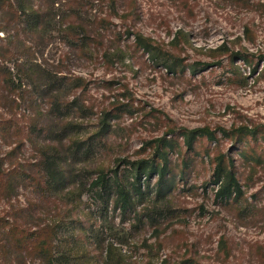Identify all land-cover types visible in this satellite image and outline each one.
<instances>
[{
  "label": "rangeland",
  "instance_id": "obj_1",
  "mask_svg": "<svg viewBox=\"0 0 264 264\" xmlns=\"http://www.w3.org/2000/svg\"><path fill=\"white\" fill-rule=\"evenodd\" d=\"M196 128L216 139L187 150ZM159 138L167 173L136 194L122 160L161 165ZM220 155L236 202L214 199ZM114 172L126 212L91 188ZM0 264H264V0H0Z\"/></svg>",
  "mask_w": 264,
  "mask_h": 264
},
{
  "label": "trees",
  "instance_id": "obj_2",
  "mask_svg": "<svg viewBox=\"0 0 264 264\" xmlns=\"http://www.w3.org/2000/svg\"><path fill=\"white\" fill-rule=\"evenodd\" d=\"M22 12L23 14H25L24 9H22ZM26 18L28 17H26L25 15V19ZM31 18L34 19L35 15H32ZM134 41L139 48H141L145 53L148 54L149 59L155 65L165 66V68L170 72L175 71V64L165 63V59L161 51L157 47L149 43L140 33L134 35ZM231 56L232 58L239 60L242 58L239 53H232ZM207 66L208 65H203L202 68H207ZM190 71L192 73L198 72L195 67H191ZM3 83H5L8 87H10V85L12 86V81L3 79ZM60 88H62L61 81L51 79V84L49 85L48 93L51 94V92L53 91L57 92L60 90ZM106 116L107 115L104 114L101 120V133L107 131ZM219 131L222 135H226L225 131ZM242 132H244L245 134H254L247 130ZM181 137L186 149L192 150L196 139L199 137H204L210 142L215 141L216 131L211 130L209 128L184 129L181 132ZM154 142L156 144V154L161 161V165L153 161L144 159L135 161L122 160V162L130 166V173L132 175L131 185L136 194L141 192L142 187L144 186V182L148 183L152 177H157L158 183H161L167 173V156L160 150L161 145L165 144L164 140L159 138L156 139ZM43 173L49 184L54 188L59 187L62 184V175L53 156L46 155L44 157ZM112 178L113 179L111 181L105 173H101L94 181H92L91 188H95L97 190L100 189L98 193V196L100 198H102L103 195L109 197L113 192L116 196L114 201L115 206H118L121 211L126 212L130 209L133 203V197L131 195V192L128 191V189L124 186L118 184L119 178L116 172H114ZM142 179L144 180L142 181ZM212 184L216 186L214 199L217 202H228L230 200L236 202L243 195L242 188L233 171L232 160L229 161V166L226 167L224 157L222 155L218 156L215 159V165L212 174Z\"/></svg>",
  "mask_w": 264,
  "mask_h": 264
}]
</instances>
